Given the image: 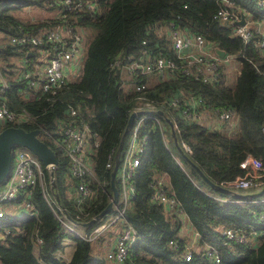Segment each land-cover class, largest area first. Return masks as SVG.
<instances>
[{"label": "trees", "instance_id": "trees-1", "mask_svg": "<svg viewBox=\"0 0 264 264\" xmlns=\"http://www.w3.org/2000/svg\"><path fill=\"white\" fill-rule=\"evenodd\" d=\"M50 1L0 0V71L7 84L2 99L11 111L25 110L31 114L33 122L17 126L25 130L38 129L37 137L52 149L56 158L51 169L54 191L68 215L80 220L73 205L65 198L66 188L74 183V179L67 172L66 157L49 136L59 134L58 121L66 118L67 104L78 109L75 118L87 120L91 130L99 135L93 166L111 196L109 173L112 167L107 168L104 163L108 153L113 158L119 157L124 147L126 134L122 139L120 135L128 114L136 106V96L159 105L164 98L181 91L182 97H200L209 109L232 110L236 124L232 129L224 125L221 129H211L200 122L183 120L172 109L157 107L175 123L173 129L179 146L182 148V140L190 150L183 151L212 185L205 183L177 154L167 124L154 111L161 129L154 126L145 130L143 150L134 176L136 192L124 210V217L135 228L137 236L129 245L125 260L114 263L264 264V220L258 218L250 202L239 201L221 188L222 181L242 173L238 161L245 154L259 158L264 166V51L253 46L259 33L253 32L249 39L242 40L233 33V25L213 19L219 0H94L95 10L82 13L79 21L67 16L68 22H74L82 30L84 55L78 76L53 96L30 95V87L19 77L20 70L19 73L14 70L15 59L23 58L22 68L41 63V58L45 60L50 56L45 54L48 45H42V51L38 52L36 48L10 44L8 37L52 26V17L29 21L15 14L30 6L52 11L54 6L49 4ZM230 1L237 12L243 11L250 28L258 26L264 30V0ZM169 21L186 33L202 36L212 47L224 50L225 57L237 59L239 69L234 80L228 81L221 61L217 79L212 82L182 76L178 72H166L165 77L159 79L153 73L128 68L127 57L145 58L142 53L145 48L150 56L158 51L166 56L174 55L169 45ZM27 52L32 54L26 56ZM114 57L119 58L120 64L110 67ZM138 82L145 84L141 92L133 89ZM151 123L150 118L144 119V126ZM7 125L11 124L4 122L2 127ZM41 168L43 188L36 183L26 196L31 208L21 214L4 208L0 216V233H3L0 237V264H109L106 258L93 252L91 241L74 236L60 223L58 217L62 215L49 189L48 170L43 165ZM161 174L168 178L167 193L179 202L189 224L198 234V245L189 260L181 259L180 245L171 247L168 244L179 227L177 218L165 215L161 205L148 199L150 178ZM113 182L117 188L115 177ZM230 189L240 193L253 191L252 188ZM24 198L25 190H19L12 202L20 207ZM107 202V197L100 196L99 202L88 208L84 221ZM101 219L83 227L84 232ZM226 227L242 232L253 228L255 234L246 243L231 242L222 247L218 242L219 230ZM37 237L40 243L36 242ZM64 239L72 241L66 261L56 255L63 249ZM203 244L217 248L218 262H211L202 255Z\"/></svg>", "mask_w": 264, "mask_h": 264}, {"label": "built area", "instance_id": "built-area-1", "mask_svg": "<svg viewBox=\"0 0 264 264\" xmlns=\"http://www.w3.org/2000/svg\"><path fill=\"white\" fill-rule=\"evenodd\" d=\"M220 4L212 14V18L221 22L231 24V21L238 18V12L233 8L230 0H219ZM50 5L54 6L55 12L52 15L54 24L50 27H44L36 31L18 32L8 37L10 44L21 45L26 48H36L38 52L42 51V45H48L45 54H50L45 60L41 58V63H32L28 67L20 70L19 77L25 79V84L30 87V95L45 94L46 97L53 96L68 81L76 78L80 71H77L78 56L82 49V30L74 22H68L67 16L76 18L82 13L94 11L96 4L94 0H51ZM233 25L232 31L247 40L253 32L259 33V39L254 43L257 50L264 51V31L260 28H250L245 17L242 25ZM169 33V45L174 52L173 56L163 55L161 52L150 56L147 49H142L145 58L127 57L128 68L138 70L140 73H153L159 79H163L166 72H178L182 76L190 75L195 79L202 81H215L217 79L218 65L220 58L212 51V46L198 34L184 32L171 21L167 24ZM23 62V58L20 60ZM120 64L118 57H114L110 67H116ZM76 70L75 75L69 70ZM6 79L0 71V120L11 125H17L24 122H33V116L25 110L13 112L7 108L3 99L2 92L6 88ZM134 91H143L145 84L143 82L135 83ZM136 106L133 111L147 110V112L135 113L132 118L126 134L124 147L118 157L113 158L111 153L107 154L105 167L113 168L114 176L117 181V195L112 202L110 210L102 216L101 221L93 226L88 232L79 233L73 228V224L58 217L60 223L69 230L74 236L87 240H95L105 229L118 223L111 246L105 251L106 259L115 263H122L126 256L129 245L136 239L135 228L124 217V210L129 206L133 199L136 187L134 176L139 162L140 154L143 150L145 141V130L156 126L161 129L159 119L154 111L158 106L172 109L183 120H193L203 123L211 129H221L224 125L232 129L236 124V117L232 110L228 108H212L204 106L200 97H182V92H174L169 97L161 100L159 105L140 95L136 96ZM78 109L72 105L65 108L66 118L58 121L59 134L50 136L61 150L67 161V172L74 179V183L69 185L65 191V198L73 205L76 210V217L79 221H84L88 208L95 206L99 202L100 196H105L110 200L104 186L94 171L95 151L99 143V135L91 130L89 122L82 118H75ZM150 118L152 123L144 126V119ZM235 120V124L234 121ZM173 127L175 123L172 122ZM180 144L183 150L189 152V148L181 140ZM115 160V161H114ZM8 174L0 183V216L3 214V205L12 202L19 192L25 190V198L22 199V211L30 209L31 204L26 196L31 187L38 183L43 188L41 162L28 149L15 146L11 150V163ZM113 164V166H112ZM52 166H43L48 172ZM111 168V169H112ZM238 168L241 174L235 175L231 179L221 182L222 186L227 188H252V192H257L254 197L238 199L242 202H250L257 212L260 220H264V166L261 160L250 153L245 154L238 161ZM168 178L165 174L152 176L148 182L149 195L151 202L161 205L165 215H171L177 218L179 227L176 235L168 240L171 247L181 246L180 257L183 260H189L192 252L198 245V234L189 224L186 214L181 208L179 202L172 194L167 193L166 186ZM218 200L225 201L223 198ZM101 218V217H100ZM186 226L191 231V237L186 239ZM3 233H0L2 237ZM255 230L242 232L233 228L226 227L219 230V245L227 247L231 242L246 243ZM40 243V238H36ZM64 242V240H63ZM202 255H205L209 261L218 262L219 254L217 248L211 244H203Z\"/></svg>", "mask_w": 264, "mask_h": 264}, {"label": "water", "instance_id": "water-1", "mask_svg": "<svg viewBox=\"0 0 264 264\" xmlns=\"http://www.w3.org/2000/svg\"><path fill=\"white\" fill-rule=\"evenodd\" d=\"M239 16L237 19L231 21V24L235 25H242L245 21V15L242 10H239ZM81 16H77L75 19L76 21H79ZM228 23V22H227ZM212 51L219 57H225V52L224 50L213 46ZM31 52H27V55H31ZM142 112H147V110H142V111H131L127 119L125 121L122 133L120 135V139L123 138L125 132L127 131V128L134 117L135 113H142ZM155 113L160 115L162 119L165 121L169 128V136L171 138V141L173 143L174 149L176 150L177 154L190 166L194 168V170L197 172V174L201 177V179L207 183L208 185H212V182L202 174V172L190 161V159L187 157L183 149L179 146L175 132L172 126V121L163 114V112L160 109L155 110ZM38 129L32 128L29 130L23 129L21 126L17 125H7L2 128H0V183L4 179V177L8 174L9 168H10V163H11V150L15 146L19 147H24L31 151L37 159L41 162L43 166H52L56 164V158L55 155L52 151V149L46 145L45 142H43L41 139L37 137ZM120 142L118 143L117 148H119ZM114 170L115 166L110 170L109 173V187L111 190V198L110 200L105 204V206L98 211L96 214L91 216L88 220L85 221H77L70 217L63 207V205L60 203L57 195L55 194V183H54V178H53V173L52 170L50 169L48 172V182H49V189L53 193V201L55 202L57 208L59 209L61 215L65 220L69 221L71 224L80 226V227H85L90 224H92L94 221H96L98 218L102 217L105 215L111 207L112 202L115 200V197L117 195V188L114 185L113 182V176H114ZM228 193H231L234 197L238 199H243V198H250L254 197L257 192H245V193H240L231 190L230 188L227 187H221Z\"/></svg>", "mask_w": 264, "mask_h": 264}, {"label": "rangeland", "instance_id": "rangeland-1", "mask_svg": "<svg viewBox=\"0 0 264 264\" xmlns=\"http://www.w3.org/2000/svg\"><path fill=\"white\" fill-rule=\"evenodd\" d=\"M37 10L43 11V9H37L36 7L30 6V7H27L25 9H22L18 12H15V14L23 20L37 21V20L43 18V16H40L38 13H35ZM47 11H50V10H47ZM47 11L44 10V12H46V15L44 17H47L50 15V12H47ZM44 12L42 14H45ZM260 31H264V30H262L260 28ZM82 46H83V41H82ZM83 55H84V47H82L81 52L78 56V63H77V69H76L77 71H80L81 63L83 60ZM15 61H16V64L14 66V70L16 73L17 72L19 73V67L18 66H19L20 60L18 58V59H15ZM220 61L223 62L224 70L228 76V81L231 83L234 80L236 73L238 72L239 61L235 58H232V57H221ZM76 70L71 69V70H69V72L72 74V76H74ZM2 125H3V123L0 121V128L2 127ZM3 208L8 209L9 211L14 212V213L22 211V208L19 207L18 204L14 203V202L4 203ZM118 226H119L118 223L111 225L110 227L105 229L98 236V237H100L99 239L91 241L92 250H94L93 251L94 253H97V254L103 256L105 259L104 253L106 251V247L108 246L109 240L113 239L112 235H114V232L116 231ZM73 228L79 233L84 232V229L80 226L73 225ZM64 243H65V245L63 246V249L56 252L57 256L61 257L64 255V258L61 257L62 260L66 259L69 256L71 249H72V241L71 240L64 239ZM107 262L109 264H115L114 262H112L111 260H108V259H107Z\"/></svg>", "mask_w": 264, "mask_h": 264}, {"label": "crops", "instance_id": "crops-1", "mask_svg": "<svg viewBox=\"0 0 264 264\" xmlns=\"http://www.w3.org/2000/svg\"><path fill=\"white\" fill-rule=\"evenodd\" d=\"M37 9H40V8H37ZM44 10L45 9H43V11H40V10H37L35 13H38L40 16H43V18H45L44 16L46 15V12H44ZM47 11V10H46ZM45 13V14H42V13ZM47 12H50V15L49 16H47V17H52V15H53V13L55 12L54 10H52V11H47ZM43 18H41V19H43ZM40 20V19H39ZM19 60H21V58L19 59ZM18 61V60H17ZM222 62V61H221ZM22 63L23 62H19V70H21L22 69ZM223 63V62H222ZM1 121V120H0ZM234 121V124H235V120H233ZM2 122V121H1ZM2 123H4V122H2ZM235 126V125H234ZM221 201V200H220ZM115 233V232H114ZM112 236H114V235H112ZM191 237V231H189V229L187 228V226H186V239H189ZM112 241H113V239H110L109 240V242H108V246L106 247V250L111 246V244H112ZM64 245H65V243H64ZM62 258H64V255L63 256H61ZM68 258V257H67ZM67 258L66 259H64V261H66L67 260Z\"/></svg>", "mask_w": 264, "mask_h": 264}]
</instances>
